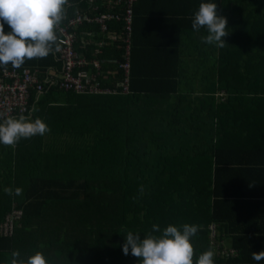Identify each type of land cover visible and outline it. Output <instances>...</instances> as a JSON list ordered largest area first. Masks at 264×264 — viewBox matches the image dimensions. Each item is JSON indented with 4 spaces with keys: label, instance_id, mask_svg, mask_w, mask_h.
Returning <instances> with one entry per match:
<instances>
[{
    "label": "trees",
    "instance_id": "16d2710c",
    "mask_svg": "<svg viewBox=\"0 0 264 264\" xmlns=\"http://www.w3.org/2000/svg\"><path fill=\"white\" fill-rule=\"evenodd\" d=\"M209 1L227 18L226 45L204 43L207 31L201 28L191 35L196 43L192 59H183L184 74L173 72L199 78V87L185 85L181 92L166 87L169 76L160 75L155 84L141 78L131 36V94L77 96L55 87L31 92L28 109L37 111L23 115L42 119L50 131L15 145L23 152L35 147L24 156L38 160H24L29 171L22 182L0 183V227L13 209L21 211L11 236L0 231V248L9 251L0 264H10L13 251L24 259L41 251L49 264H139L130 250L123 254L125 235L143 238L154 224L159 232L153 234L168 225H199L191 241L194 260L211 249L214 264H250L253 252L264 251V236L258 238V229L243 219L256 211L248 201L261 194L248 183L259 181L257 174L264 179V0ZM81 7L78 0L65 16ZM122 27L111 22L107 31L120 33ZM81 42L77 52L100 61L101 84L117 87L121 73L110 71L122 60V41L103 46L98 55H92L95 44ZM175 61L180 68L181 56L175 54ZM22 67L36 69L42 81H58L61 71L55 51ZM5 188L23 193L8 195ZM225 237L235 256H225Z\"/></svg>",
    "mask_w": 264,
    "mask_h": 264
},
{
    "label": "clouds",
    "instance_id": "9594fccd",
    "mask_svg": "<svg viewBox=\"0 0 264 264\" xmlns=\"http://www.w3.org/2000/svg\"><path fill=\"white\" fill-rule=\"evenodd\" d=\"M69 0H0V67L21 68L26 60L45 58L60 50L58 31L62 24ZM227 18L218 15L216 3H201L194 13L191 27L194 31L206 29L204 43L223 48L227 31ZM5 25L10 29L5 31ZM35 106L31 112H35ZM50 128L40 118L30 115L8 116L0 122V144L8 147L23 138L43 136ZM8 195L20 196L22 188H5ZM143 191V189H141ZM199 225L184 224L181 228L166 226L160 234L158 226H152V233L143 238L139 233L129 231L125 235L122 251L138 258L139 264H214L215 252L204 251L194 260L195 250L192 237ZM252 259L264 260V251L253 252ZM10 264H49L43 252L37 251L26 259L19 251L11 253Z\"/></svg>",
    "mask_w": 264,
    "mask_h": 264
},
{
    "label": "crops",
    "instance_id": "0c3cea01",
    "mask_svg": "<svg viewBox=\"0 0 264 264\" xmlns=\"http://www.w3.org/2000/svg\"><path fill=\"white\" fill-rule=\"evenodd\" d=\"M207 1V0H206ZM205 0H138L134 6V20H133V43L135 50V70L138 72L141 78L151 80L154 84L160 82V75L169 76L170 79H165L166 87L180 88L181 92L185 85L199 87V78L194 80L188 78L183 79L174 77L173 72L183 73L182 71L184 62L183 59L191 58V48L195 47V43L192 39V34H197L191 28L184 27L191 25L194 17V13L198 10L201 3H208ZM210 2V1H209ZM214 3V2H211ZM90 27V28H88ZM95 26H83L79 30L80 38L87 40V43L96 44L99 41H105L106 45L112 43L113 33L117 31H109L107 38L103 34H99L97 30L93 28ZM5 29H9L5 25ZM193 34V35H194ZM110 37H112L110 39ZM94 38V39H92ZM118 38V34L115 37ZM186 42V44L184 43ZM86 43V42H84ZM103 47V46H102ZM101 47V48H102ZM98 46L95 45L94 50ZM99 48V50L101 49ZM132 49V48H131ZM185 49L189 52H185ZM166 55L163 60L162 55ZM175 54L181 56V67L179 68L178 61H175ZM95 58V57H93ZM111 72V71H110ZM112 75V74H111ZM186 82V83H185ZM166 115V114H165ZM47 149V147H36V151ZM49 152L55 147H48ZM35 147H29L26 152H23V147H0V183H12L22 182L28 174V169L23 167L24 160L30 161L32 164L37 161L36 155H29L31 151H34ZM15 169V171H14ZM21 169V170H19ZM15 176V178L13 177ZM259 181L248 183V189L252 192L261 193L254 199L249 200L251 206L256 208V211L250 210V213H245L243 219L248 223V227L258 229V238L264 236V179L262 175L257 174ZM262 180V181H261ZM243 191H247V187L244 182H241ZM263 194V195H262ZM245 198V197H243ZM6 203L7 201L4 200ZM1 207L0 217L1 219ZM236 227V224L233 225ZM264 245V241L259 240ZM225 256H235L234 249L232 248L231 240L225 237L224 242ZM9 251L0 248V255L7 254ZM1 259V256H0ZM250 264H264V260L260 262H251Z\"/></svg>",
    "mask_w": 264,
    "mask_h": 264
},
{
    "label": "built area",
    "instance_id": "2783aa9c",
    "mask_svg": "<svg viewBox=\"0 0 264 264\" xmlns=\"http://www.w3.org/2000/svg\"><path fill=\"white\" fill-rule=\"evenodd\" d=\"M138 0H103L100 5L95 0H80L85 4V8L76 9L70 13V16L64 18L58 37L60 40V50L55 51L58 61L61 63V71L58 81L52 79L40 80L36 69L27 67L13 68L0 67V122L8 116L17 117L28 109L29 97L31 92L38 95L43 94L46 89L55 87L57 91L65 94H74L77 96H115L129 95L130 92V73H131V36L134 17V6ZM78 0H70L69 6L74 7ZM111 22H120L123 24L122 33H113L112 41L118 39L123 44V57L118 63V69L111 71L115 74L118 70L121 73V80L117 87L111 88L103 86L99 81L100 66L99 59L86 57L76 50L79 30L84 25L95 26L99 34H103L106 39L107 24ZM110 37V39L112 38ZM87 40L82 39L81 44ZM106 44L105 41H99L94 50V54H100L99 48ZM88 68V71L85 69ZM44 84L47 85L44 88ZM21 211L13 209L7 214L1 224L0 231L4 236H11L15 223L20 218ZM209 235L212 237L216 233V226H209Z\"/></svg>",
    "mask_w": 264,
    "mask_h": 264
}]
</instances>
